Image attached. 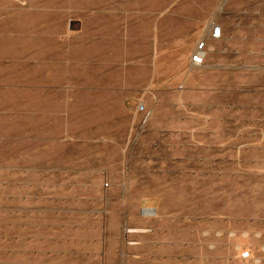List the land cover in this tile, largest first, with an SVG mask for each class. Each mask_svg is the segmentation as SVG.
Here are the masks:
<instances>
[{"label":"rangeland","instance_id":"obj_1","mask_svg":"<svg viewBox=\"0 0 264 264\" xmlns=\"http://www.w3.org/2000/svg\"><path fill=\"white\" fill-rule=\"evenodd\" d=\"M0 264H264V0H0Z\"/></svg>","mask_w":264,"mask_h":264},{"label":"crops","instance_id":"obj_2","mask_svg":"<svg viewBox=\"0 0 264 264\" xmlns=\"http://www.w3.org/2000/svg\"><path fill=\"white\" fill-rule=\"evenodd\" d=\"M107 1V0H104ZM121 3H132L138 5L153 4V3H169L170 0H119ZM143 9V8H140Z\"/></svg>","mask_w":264,"mask_h":264},{"label":"built area","instance_id":"obj_3","mask_svg":"<svg viewBox=\"0 0 264 264\" xmlns=\"http://www.w3.org/2000/svg\"><path fill=\"white\" fill-rule=\"evenodd\" d=\"M201 56H202V54L201 53H198L196 56H194L193 57V63L194 64H200L202 61H201Z\"/></svg>","mask_w":264,"mask_h":264}]
</instances>
